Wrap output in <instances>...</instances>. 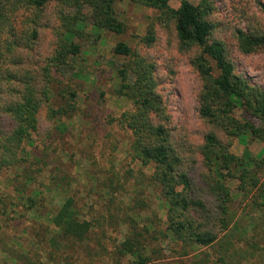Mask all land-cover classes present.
<instances>
[{
	"label": "rangeland",
	"instance_id": "rangeland-1",
	"mask_svg": "<svg viewBox=\"0 0 264 264\" xmlns=\"http://www.w3.org/2000/svg\"><path fill=\"white\" fill-rule=\"evenodd\" d=\"M183 1L198 4V0H172L170 4L178 8ZM116 9L126 25L125 33L88 29L85 39L77 40L81 55L58 73L59 81L52 85V106L57 109L71 104L75 108L68 116L50 121L44 106L39 133L43 140L50 138L46 143L26 141V163L0 174V264H133L136 258L120 251L122 244L134 237L148 264H215L212 248L184 249L168 235L161 197L148 182L153 169L127 159L131 133L108 123L110 116L119 117L134 107L117 94L121 84L118 70L129 58L117 55L115 48L124 42L155 64L157 91L166 104L173 133L194 145H201L210 132L222 135L199 115L203 82L192 66L195 53L179 48L173 26L167 23L156 26L154 45L142 42L158 16L156 10L129 0H118ZM48 19L50 27L41 32L44 41L40 46L38 40L36 52L25 58L20 54L26 53L31 30L24 17H17L16 33L9 40L21 45H12L14 70L45 65L53 51L55 12ZM213 22L214 37L225 44L236 72L264 88V49L246 54L237 41L238 30L264 34V0H216ZM30 58L34 60L31 65ZM236 114L241 118L240 111ZM231 151L238 156L249 152L261 159L264 141L246 134L233 141ZM196 169L201 182L202 173L208 171L202 161ZM229 185L235 197L231 212L237 231L234 242L241 249L248 250L256 243L263 250L264 212L247 208L235 190L237 181ZM257 194L263 195L260 201L264 203V193ZM70 198L78 218L93 223L82 242L62 235L52 222ZM258 256L244 264H264V252Z\"/></svg>",
	"mask_w": 264,
	"mask_h": 264
},
{
	"label": "trees",
	"instance_id": "trees-1",
	"mask_svg": "<svg viewBox=\"0 0 264 264\" xmlns=\"http://www.w3.org/2000/svg\"><path fill=\"white\" fill-rule=\"evenodd\" d=\"M117 1L0 0V174L26 163L23 154L26 141L37 139L46 143L50 138L46 136L43 140L39 133L44 106L50 121L68 116L75 108L71 104L54 108L52 85L58 83V73L81 55L82 47L77 40L85 39L88 29L125 33ZM129 1L158 12L142 38L146 46L156 42V26L167 23L173 26L179 48L195 53L192 66L203 82L199 115L222 135L210 132L205 134L201 145H194L180 133H173L166 104L157 91L155 64L124 42L115 48L117 55L129 58L118 70L121 84L117 94L129 99L134 107L119 117L110 116L108 123L131 133L127 159L153 169L148 182L161 197L169 236L184 249L212 248L217 257L215 264H244L256 259L264 249L256 243L248 250L241 249L234 242L237 231L232 226L231 212L235 197L229 183L237 181L235 190L241 201L247 208L263 214L264 203L260 201L263 195L257 193H264V157L257 159L249 152L238 156L231 147L235 139L246 134L264 141V88L236 72L225 44L214 37L216 0H198V4L183 1L178 8L171 6L172 0ZM54 12L57 23L51 33L53 51L45 65L14 70L12 45H21L9 40L16 33L17 17H24L31 30L24 47L26 53L20 54L28 58L30 52H36L38 40L40 46L44 41L41 32L50 27L48 17ZM237 41L246 54L264 49V34L238 30ZM28 62L31 65L34 60L30 58ZM70 96L73 99L75 94ZM237 111L241 112V118ZM198 160L208 171L202 173L201 182L197 179ZM52 222L62 235L80 242L87 239L93 228L92 222L78 218L71 198ZM139 246L135 237L127 239L120 253L134 256L133 264H148Z\"/></svg>",
	"mask_w": 264,
	"mask_h": 264
}]
</instances>
